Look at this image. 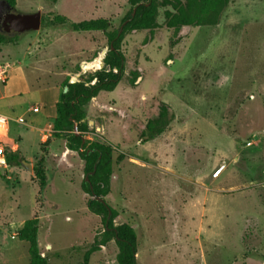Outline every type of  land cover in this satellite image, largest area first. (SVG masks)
<instances>
[{
  "label": "rangeland",
  "instance_id": "1",
  "mask_svg": "<svg viewBox=\"0 0 264 264\" xmlns=\"http://www.w3.org/2000/svg\"><path fill=\"white\" fill-rule=\"evenodd\" d=\"M9 10L42 15L40 30L0 45V65L11 64L27 91L2 98L11 83H0V113L28 124L38 86L56 85L70 66L94 74L102 68L85 70L81 62L109 49L102 32H74L52 21L105 18L117 29L130 6L128 0H16L12 9L0 0L1 32ZM164 12L157 28L125 35L122 81L87 109L99 118L85 139L97 134L115 150L105 199L118 212L114 225L136 230L138 264H264V0H232L215 27L169 29ZM161 102L174 119L160 137L142 143ZM9 134L2 141L8 151H17L15 143L27 157L37 154L38 136L26 125L11 122ZM39 157H23L33 171L0 163V264H30L29 244L18 232L32 218L39 220L48 264H84L105 232L104 217L87 209L85 161L77 152L62 164L50 157L41 192L34 175ZM118 251L112 240L89 264H118Z\"/></svg>",
  "mask_w": 264,
  "mask_h": 264
},
{
  "label": "trees",
  "instance_id": "2",
  "mask_svg": "<svg viewBox=\"0 0 264 264\" xmlns=\"http://www.w3.org/2000/svg\"><path fill=\"white\" fill-rule=\"evenodd\" d=\"M5 1L12 9L16 8V0ZM51 1L57 2V0ZM231 2L232 0H128L130 10L117 29H113L111 21L105 18L70 22L64 16H57L52 21L55 26L69 25L74 32H102L109 46L104 59V67L101 70L89 76L81 75L75 83H71L70 78L62 83L57 103V117L51 133L53 138L63 139L68 150L77 152L84 159L85 174L89 177V181L85 179L83 183V191L90 197L87 209L93 214L104 217L105 232L101 241L96 242L85 253L84 264H89L92 255L106 248L112 240L119 250L118 264H138L139 243L136 230L128 223L115 226L114 220L118 217V212L111 208L105 200L111 192L115 150L111 145L83 139L90 131L86 113L89 103L101 92L114 91L123 79L126 57L122 51V44L125 35L133 31L157 28L161 8L165 9V23L169 29L179 31L184 27H215L221 23ZM18 41V34L11 36L0 31V45L16 44ZM77 72H82L79 67ZM65 88L68 89L67 92ZM173 119L171 107L161 102L158 116L147 122L141 134L142 143L160 137ZM76 126L79 135L74 133ZM50 142L51 140L41 146L43 153ZM43 153L34 168V175L41 192L48 186V170L45 167L46 158ZM24 160L19 151L10 152L6 156L8 167H22ZM39 232L37 218L25 221L18 232V238L29 244L30 264H48L47 259L41 254L38 242Z\"/></svg>",
  "mask_w": 264,
  "mask_h": 264
},
{
  "label": "crops",
  "instance_id": "3",
  "mask_svg": "<svg viewBox=\"0 0 264 264\" xmlns=\"http://www.w3.org/2000/svg\"><path fill=\"white\" fill-rule=\"evenodd\" d=\"M103 50V49H102ZM97 60V59H96ZM86 63V62H85ZM92 64V63H91ZM77 65V64H76ZM84 65V62H81L80 67ZM7 70H8V81L5 85H8L11 83L10 89L6 91L5 95L2 98H11L18 95H22V93L27 92L26 89H24L16 80V75L12 74V67L11 64L6 63ZM88 68V67H87ZM89 68H95V67H89ZM83 75V72H75L73 70V66L68 67V70L62 72L60 74L61 80L56 83V85L53 86H38L37 89L41 90L39 91V96L37 99H35V103L32 104V107L39 106L40 111L38 113H34L35 115L30 117V121L27 124L26 121V127L29 128V131H31L32 134L37 135V148L38 152L34 156L27 157L23 153H21L22 157H25L30 160H34L35 157L42 155L41 146L43 144H46L49 140H51L50 144L46 147V151L43 153V155L46 158V162H48V159L50 157H54L58 159V163L62 164L61 162L65 157H68V153L75 154V152L68 150L66 147V142L63 139H56L51 136V133L53 131V124L57 117V103L59 102L60 94H61V84L67 79L70 78L71 83H75L74 81H78L80 76ZM19 84V85H18ZM39 84V82H38ZM95 102L97 104V98H94L90 103L92 104ZM31 108L29 111L30 112ZM88 106L86 108L87 113V120L89 121V124H93L92 120H97L99 117L95 114H91L87 111ZM33 113V112H30ZM1 114V113H0ZM3 115V114H2ZM7 116V115H4ZM11 119H15L13 117L7 116ZM22 118V117H19ZM18 119V118H17ZM14 124H18L14 121H12ZM119 126L122 128L121 122H118ZM105 129V127H104ZM106 130V129H105ZM10 133V130H9ZM8 133L6 138H9L10 134ZM98 133V132H97ZM87 139L93 140V141H100L97 134L90 133L86 137ZM14 150L19 151V145L13 144ZM7 147V145H6ZM20 152V151H19ZM10 153V151H9ZM215 179V178H214Z\"/></svg>",
  "mask_w": 264,
  "mask_h": 264
},
{
  "label": "water",
  "instance_id": "4",
  "mask_svg": "<svg viewBox=\"0 0 264 264\" xmlns=\"http://www.w3.org/2000/svg\"><path fill=\"white\" fill-rule=\"evenodd\" d=\"M136 10L134 11L135 14ZM5 28L4 31L6 33L15 32L17 34L28 32V31H38L41 28L42 24V15L41 12L31 13V14H25V13H10L7 15L5 19ZM125 25V24H124ZM123 29V27H122ZM122 30L120 31L119 35L121 34ZM111 49H113V45H111ZM109 49H103L101 52V68L104 67V59L108 53ZM98 59V58H96ZM95 59V60H96ZM93 62V61H92ZM91 63V62H90ZM88 64V63H85ZM82 69H85V65L82 66ZM86 70V69H85ZM76 82V81H74ZM68 89L65 88V92H67ZM101 130V129H99ZM74 133L76 135H79L78 127L76 126L74 129ZM85 140V137L83 138ZM0 163L5 165L6 159L0 158ZM23 165L29 170L33 171V166L30 162L23 161ZM86 181H89V177H86Z\"/></svg>",
  "mask_w": 264,
  "mask_h": 264
},
{
  "label": "built area",
  "instance_id": "5",
  "mask_svg": "<svg viewBox=\"0 0 264 264\" xmlns=\"http://www.w3.org/2000/svg\"><path fill=\"white\" fill-rule=\"evenodd\" d=\"M8 81V70L6 65H0V83L5 85ZM40 111L39 106L32 107L30 112L38 113ZM14 121L20 125H26V120L23 118L11 119L7 116L0 114V158H5L9 151L6 145L2 143L3 139L7 137L10 130V123ZM7 165V162L5 166ZM7 167V166H6ZM225 166L222 165L213 175L214 178H218L225 170Z\"/></svg>",
  "mask_w": 264,
  "mask_h": 264
},
{
  "label": "bare ground",
  "instance_id": "6",
  "mask_svg": "<svg viewBox=\"0 0 264 264\" xmlns=\"http://www.w3.org/2000/svg\"><path fill=\"white\" fill-rule=\"evenodd\" d=\"M92 63V64H91ZM85 64V69L88 67H95L96 69L101 68L102 62H101V58H98L97 60H94L93 62ZM88 70V69H86Z\"/></svg>",
  "mask_w": 264,
  "mask_h": 264
},
{
  "label": "flooded vegetation",
  "instance_id": "7",
  "mask_svg": "<svg viewBox=\"0 0 264 264\" xmlns=\"http://www.w3.org/2000/svg\"><path fill=\"white\" fill-rule=\"evenodd\" d=\"M10 13H14V12H12L11 10H9L8 12H7V15L8 14H10ZM7 15H6V17H7ZM6 17H5V19H6ZM4 22H5V20H4ZM3 27L5 28V24L3 23ZM11 33V32H10Z\"/></svg>",
  "mask_w": 264,
  "mask_h": 264
}]
</instances>
